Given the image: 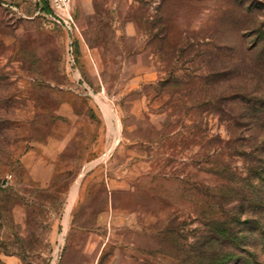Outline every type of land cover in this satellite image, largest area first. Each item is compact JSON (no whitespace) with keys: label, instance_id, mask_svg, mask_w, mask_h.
Here are the masks:
<instances>
[{"label":"rangeland","instance_id":"1","mask_svg":"<svg viewBox=\"0 0 264 264\" xmlns=\"http://www.w3.org/2000/svg\"><path fill=\"white\" fill-rule=\"evenodd\" d=\"M43 3L0 0V264H195L197 212L244 205L212 103L264 88V0H71L72 56Z\"/></svg>","mask_w":264,"mask_h":264},{"label":"trees","instance_id":"2","mask_svg":"<svg viewBox=\"0 0 264 264\" xmlns=\"http://www.w3.org/2000/svg\"><path fill=\"white\" fill-rule=\"evenodd\" d=\"M42 2L44 3L41 9L50 13L48 3L44 0ZM256 32L253 47L259 50L261 60L258 65L264 69V28H259ZM260 74L264 77V72ZM223 101L225 104H222ZM212 108L226 123L228 148L246 162L243 175L227 170L228 168L223 171L230 173V178L225 176V172L222 173V176L228 179L226 184L230 193L234 185L237 190V184L241 183V190L237 193L241 204L244 205L239 211L231 214L215 211L210 204L211 212L202 208V211L197 212V225L190 246L194 252L195 264H239L241 254L250 252L254 243L253 234H250L253 228L259 229L257 238L264 243V221L263 224L259 223L261 217H264V214L261 216V212L264 213V88L234 90L219 101L217 98L212 103ZM215 154L214 150L211 156ZM210 169L211 172L214 171L212 175L220 173L217 174L215 166ZM208 188L212 193L220 190L217 182L209 184ZM227 243L231 247L235 246L227 248ZM215 246L220 248L217 252H212ZM243 258L246 264H255L246 256Z\"/></svg>","mask_w":264,"mask_h":264},{"label":"built area","instance_id":"3","mask_svg":"<svg viewBox=\"0 0 264 264\" xmlns=\"http://www.w3.org/2000/svg\"><path fill=\"white\" fill-rule=\"evenodd\" d=\"M51 5V12L48 13L49 17L62 26L68 34L67 48L69 54L72 56L73 41L70 37L78 32L77 24L71 13V0H47Z\"/></svg>","mask_w":264,"mask_h":264},{"label":"crops","instance_id":"4","mask_svg":"<svg viewBox=\"0 0 264 264\" xmlns=\"http://www.w3.org/2000/svg\"><path fill=\"white\" fill-rule=\"evenodd\" d=\"M70 6H71V13H72V15H73V12H72V4H71ZM73 18H74V16H73Z\"/></svg>","mask_w":264,"mask_h":264}]
</instances>
